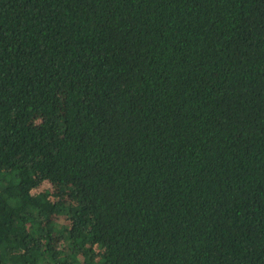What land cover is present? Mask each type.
<instances>
[{"label": "trees", "instance_id": "16d2710c", "mask_svg": "<svg viewBox=\"0 0 264 264\" xmlns=\"http://www.w3.org/2000/svg\"><path fill=\"white\" fill-rule=\"evenodd\" d=\"M0 264H264V0H0Z\"/></svg>", "mask_w": 264, "mask_h": 264}, {"label": "rangeland", "instance_id": "374dc122", "mask_svg": "<svg viewBox=\"0 0 264 264\" xmlns=\"http://www.w3.org/2000/svg\"><path fill=\"white\" fill-rule=\"evenodd\" d=\"M47 189H48L49 191H53V188H52V189H50V188H49V187H47V186H44V187H42V188H41V190H42V191H43V190H47Z\"/></svg>", "mask_w": 264, "mask_h": 264}]
</instances>
